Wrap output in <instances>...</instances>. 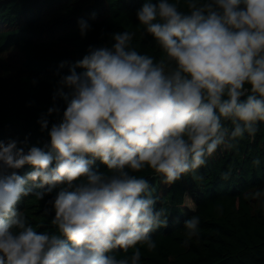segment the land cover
I'll return each instance as SVG.
<instances>
[{"label":"clouds","instance_id":"1","mask_svg":"<svg viewBox=\"0 0 264 264\" xmlns=\"http://www.w3.org/2000/svg\"><path fill=\"white\" fill-rule=\"evenodd\" d=\"M184 3L187 11L179 0H145L137 12L159 60L132 47L135 33L115 32L111 46L90 47L60 77L66 107L47 110L59 116L50 129L46 116L38 121L47 151L0 141V264H140L137 245L154 250L151 234L168 215L136 173L149 169L170 186L221 145L255 135L264 122V0ZM89 28L79 21L82 36ZM97 160L107 171L94 170ZM57 188L48 201L56 232H38L16 206ZM246 198L264 204V190ZM199 223L184 221L185 243Z\"/></svg>","mask_w":264,"mask_h":264},{"label":"trees","instance_id":"2","mask_svg":"<svg viewBox=\"0 0 264 264\" xmlns=\"http://www.w3.org/2000/svg\"><path fill=\"white\" fill-rule=\"evenodd\" d=\"M144 2L0 0V141L7 144L15 140L23 146L21 142L27 140L28 146L47 151L48 130L42 132L38 121L46 116L50 129L59 116H47V110L54 104L61 114L65 109L66 102L56 95L60 77L69 74V68L90 47L111 46L113 33H135L132 47L159 60L160 48L137 19ZM179 3L181 10L187 11L184 0ZM81 20L90 26L83 36ZM225 126L232 128L230 122ZM257 128L254 136L245 133L234 140L232 148L221 145L205 166L170 186L149 169L136 173L149 180L158 197L157 209H165L168 215L167 227L151 234L154 250L137 245L140 264H264V204L246 198L264 190V122ZM93 168L107 171L98 160ZM31 170L26 165L17 172L23 176ZM225 173L229 174L227 179ZM58 190L42 200L34 194L22 197L17 204V210L36 231L56 232L51 224L54 210L48 201ZM186 197L194 204L192 211L185 208ZM192 216L200 219L198 234L185 243L184 221ZM132 251L117 256H130Z\"/></svg>","mask_w":264,"mask_h":264},{"label":"rangeland","instance_id":"3","mask_svg":"<svg viewBox=\"0 0 264 264\" xmlns=\"http://www.w3.org/2000/svg\"><path fill=\"white\" fill-rule=\"evenodd\" d=\"M185 208L187 209V211H192L194 209V204L192 203L191 199L188 197H186Z\"/></svg>","mask_w":264,"mask_h":264}]
</instances>
